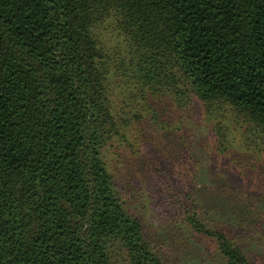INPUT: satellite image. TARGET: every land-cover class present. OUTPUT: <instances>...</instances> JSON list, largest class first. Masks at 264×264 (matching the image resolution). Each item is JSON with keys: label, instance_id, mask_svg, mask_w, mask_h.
Wrapping results in <instances>:
<instances>
[{"label": "trees", "instance_id": "1", "mask_svg": "<svg viewBox=\"0 0 264 264\" xmlns=\"http://www.w3.org/2000/svg\"><path fill=\"white\" fill-rule=\"evenodd\" d=\"M168 101L264 146V0H0V264H174L107 162L121 127ZM170 199L215 264H255L206 223L194 188Z\"/></svg>", "mask_w": 264, "mask_h": 264}, {"label": "rangeland", "instance_id": "2", "mask_svg": "<svg viewBox=\"0 0 264 264\" xmlns=\"http://www.w3.org/2000/svg\"><path fill=\"white\" fill-rule=\"evenodd\" d=\"M101 34L110 54L123 53L110 21ZM116 77L118 97L124 86ZM204 110L198 102L182 109L168 101L153 119L145 115L121 127L107 152L110 172L146 237L169 262L215 264L214 252L187 229L170 199L194 188L206 223L244 247L255 264H264V146L242 123ZM218 124L224 151L216 144Z\"/></svg>", "mask_w": 264, "mask_h": 264}]
</instances>
